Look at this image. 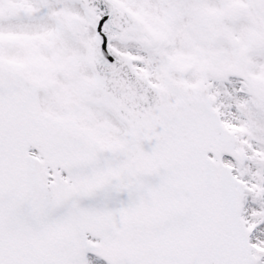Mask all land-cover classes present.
<instances>
[{"label": "snow or ice", "instance_id": "snow-or-ice-1", "mask_svg": "<svg viewBox=\"0 0 264 264\" xmlns=\"http://www.w3.org/2000/svg\"><path fill=\"white\" fill-rule=\"evenodd\" d=\"M0 264H264V0H0Z\"/></svg>", "mask_w": 264, "mask_h": 264}]
</instances>
